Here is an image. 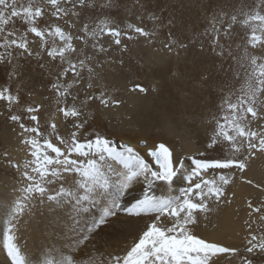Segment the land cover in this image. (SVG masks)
<instances>
[{
	"label": "snow or ice",
	"instance_id": "1",
	"mask_svg": "<svg viewBox=\"0 0 264 264\" xmlns=\"http://www.w3.org/2000/svg\"><path fill=\"white\" fill-rule=\"evenodd\" d=\"M96 6L97 0H29L26 6L21 0H0V64L10 65L17 58L46 55L52 62L58 61L60 69L51 83L57 102L56 115L51 116L43 128L39 119L41 104L16 113L14 108L20 104L19 95L8 87L0 89L3 105L0 111L14 127L18 126L20 142L27 149L23 163L17 161L14 165L20 172V181L13 214L19 219L37 198L41 203L68 199L77 214L102 206L98 219L93 220L77 240L74 251L78 255L54 259L41 250L34 261L29 260L9 235L4 239L3 249L11 264H215L213 256L217 254H238L237 248L207 242L198 235L196 227L200 214L211 211V203L226 199L225 189L231 182L233 170L243 172L251 156L256 152L264 154V124L259 123L264 121V0H258L254 8L240 13L244 18L239 22L250 29V34L246 33L243 38V54L233 57L244 70L243 77L238 80V88L223 97L220 105L223 115L213 117L215 126L204 141L203 150L198 156L187 159L164 143L148 147L145 157L133 147L117 144L106 136L88 135L85 109L97 101L105 108L119 106L122 101L109 98L107 90L98 83L94 67L90 66L94 56L86 54L75 41L87 46L91 40L94 52L105 53L108 49L99 42L104 35L111 36L117 47L122 44L121 36L131 40V33L149 39L154 35L133 24H128V31L122 32L110 26V20L105 17L95 27L85 24L79 30L83 36H73L49 19L62 21L69 16L79 17L85 8ZM110 6V0L99 4L101 10ZM18 21L26 26L24 31L17 27ZM38 21L47 26H39ZM237 22V14H233L224 29L225 36ZM213 31L216 36L213 51L219 48L217 54L222 56L221 29L214 24ZM29 33L38 41H30ZM33 43L38 44V49L30 47ZM173 46L174 42L164 45L169 51ZM257 48L261 50L259 55L254 54ZM13 74L10 73V77ZM236 75L239 77V72ZM136 88L140 92L147 91L140 85ZM95 89H99L98 94ZM61 118L64 134L59 131ZM25 120L32 124H26ZM253 123H257L259 130H253ZM209 151L226 155L209 157ZM209 173L214 175L207 178ZM178 176L183 178L185 187L176 195L173 185ZM254 187L264 193V186ZM137 191L140 195L129 199L131 193ZM158 192L161 194L157 195ZM248 207L250 216L258 213L260 221L264 222V202L254 206L250 200ZM120 213L147 221L138 238L123 255H105L95 248L89 251L90 239L111 222L109 218H119ZM247 223L251 229L255 221ZM244 252L248 255L241 264H255L257 256L264 258V232L258 236L250 231Z\"/></svg>",
	"mask_w": 264,
	"mask_h": 264
},
{
	"label": "rangeland",
	"instance_id": "2",
	"mask_svg": "<svg viewBox=\"0 0 264 264\" xmlns=\"http://www.w3.org/2000/svg\"><path fill=\"white\" fill-rule=\"evenodd\" d=\"M21 2L26 6L29 0H21ZM101 2H108V0H97L95 8H85L79 17L69 16L62 21H56L51 17L49 19L52 24L59 23L66 32H70L73 36H83L84 33L79 30L85 24H88L90 28L95 27L99 20L105 17L110 20V26L116 27L122 32L128 31V24H133L154 32V35L149 39L131 33L133 36L131 40L121 36L122 44L119 47L112 43L113 38L111 36L104 35L100 37L99 42L108 49L105 53L94 52L91 40H89L87 46L82 41H75L86 54L94 56L90 66L94 67L98 83L107 90L109 98L114 97L122 101L119 106L108 108L101 106L97 101L89 106V110L86 108L85 115L89 121L88 129H90L88 135L106 136L117 144L120 137H141L138 145L141 144V141L145 142L144 145L147 141L156 143V145L164 143L173 149L177 155L185 159L189 156H198L204 148V141L212 134L215 126L213 117L223 115L220 112L223 97L230 90L238 88V80L243 77L244 70L239 67L233 57L243 54L242 45L245 43L243 38L246 33L250 34V29H246L239 22L244 18L240 13L254 8L258 0H110L111 6L103 10L99 7ZM68 7H71V5H68ZM233 14H237L238 22L232 25L229 35L225 36L224 29L228 27ZM221 21H223V24H221ZM214 24L221 29L219 43L224 46L222 56L217 54L219 48L213 51L212 42L216 38L213 31ZM38 25L41 27L47 26L41 21H38ZM17 27L24 31L26 26L18 21ZM28 36L30 41L33 39L38 41V38H34L31 33ZM173 42L174 46L171 51L164 47L166 43ZM30 47L34 50L38 49V44H30ZM260 51L257 48L254 54L259 55ZM230 52L231 55H229ZM41 65H44V67H41ZM59 70V62H52L46 55L43 58H17L10 65L7 63L0 64V89L8 87L13 94L19 95L20 104L14 108L16 113H22L28 106L41 104L44 108L39 113V119L43 128L49 122L51 115H56L57 102L55 93L51 90V83L56 79ZM237 72L240 74L239 77L236 75ZM10 73L14 74L10 77ZM84 75L87 79L86 70ZM137 85L144 87L147 91L140 92L136 88ZM94 92L98 94L99 89H95ZM81 98H83L82 91ZM2 108L3 105L0 103V109ZM104 111L112 112L115 116L121 115V118L119 116L118 121H106L102 124L103 126L99 124L92 126L90 118L93 120V118H96L94 115L96 116L99 112L100 114L105 113ZM210 121L212 122L210 123ZM24 122L32 124L28 120ZM259 123L264 124V121ZM251 127L253 130H259L257 123H253ZM63 128L61 119L59 129L61 134L65 133ZM129 132L130 134H128ZM9 134L15 136L10 137ZM1 137L4 140L9 138L12 140L13 138L14 142L17 141L15 142V149L20 141L18 126L14 127L10 121H7L3 111H0V165L2 166H0V169L10 170V178H12L13 183L16 180L15 183L18 184H14L19 186L20 172L17 173L15 171L17 169H14L16 168L13 165L16 162L14 157L22 164L24 160L22 161L21 157L23 156L22 159H24L27 150L19 142L18 146L20 147L17 148V152L22 150L20 155L18 153L12 155L9 153L10 147L8 148L11 145L7 146L3 142L4 140H1ZM13 145L15 144L12 143ZM5 153H7V156ZM140 154L147 157L144 152ZM207 155L218 157L226 155V153L209 151ZM254 156L260 159L258 166L262 174L254 179L247 180L249 189L243 196V203L238 207L236 206L235 210V219L239 224L241 222L239 226L242 228V232L239 231L241 239L238 238L235 242L237 249H239V255L221 253L218 256L217 254L218 257L213 256L215 264H224L227 262L226 259L229 260V258L233 262L230 263L229 261L226 264H241L243 257L248 255L244 252V245L249 232L255 231L258 236L264 232V222L260 221V214L253 213L250 216L251 210L248 207L250 200L254 206H259L261 202H264V193L260 191V188L254 187V185L264 186V154L259 152L248 159L247 167L243 172L238 169L233 170L231 182L225 189L226 199H222L219 203H211V211L207 214H200L196 232L199 235V229L206 228L204 230L207 231L214 228V215H217L220 209L231 203L233 197L229 195L230 187L240 181ZM148 158L150 159V157ZM259 167L256 169H259ZM212 175L214 173H209L207 178H211ZM248 181H251V183H248ZM215 209H218V211H215ZM244 214L247 218L242 219ZM250 220L255 221L251 229H249L247 223ZM146 222L138 223L133 236L122 248L124 251L121 255L138 238ZM65 223L67 225V221ZM90 225L89 222L86 229ZM66 233L59 236L63 235L61 238L65 241L62 242L67 241L65 247L69 249V242L73 234L71 230ZM230 240L227 239V242L233 244L234 240L232 238ZM215 244L232 248L222 246L218 242ZM74 252L73 254L77 253ZM70 253L67 255H70ZM255 264H264V258L255 257Z\"/></svg>",
	"mask_w": 264,
	"mask_h": 264
},
{
	"label": "bare ground",
	"instance_id": "3",
	"mask_svg": "<svg viewBox=\"0 0 264 264\" xmlns=\"http://www.w3.org/2000/svg\"><path fill=\"white\" fill-rule=\"evenodd\" d=\"M37 102H39V101H37ZM44 106L46 107V104ZM42 108H44V107H42ZM92 108H94V107H92ZM96 109L98 110V108H96ZM96 109H94V110H96ZM88 110H89V107H88ZM90 110H92V109H90ZM100 111H102V110H100ZM54 114H55V112H54ZM117 115H119V114H117ZM119 116L121 118V115H119ZM119 116H115L114 114H112V112L111 113L105 112L102 114H100V112H99V114H97L96 116L94 115V117H96V118H93V120L90 118V124H92V126H95V124L102 125L106 121H112V120L118 121ZM92 128H94V127H92ZM63 130L65 131V128H63ZM88 130H90V129H88ZM128 134H130V132ZM9 136L14 137L15 135L9 134ZM140 138H137V137L131 138L130 136L129 137H123V138L120 137L119 138L120 140L118 139L119 140L118 144H126V145L136 149L139 153L144 152L147 155L148 147H151L153 144H156V143H152V142L147 141L146 145L143 144L144 146H142V144H140V143L138 145V142L141 140ZM2 139L3 138L1 137V140ZM16 140H17V137H16ZM3 142L7 146L11 145V146H8V148L10 147L9 153H11L12 155H15L18 153V155H20L22 150L21 151L19 150V152H17V148L20 147V146H18V143L20 141L17 143L16 149L14 147L16 146L15 142H17V141L14 142L13 138H12V140H11V138L5 139ZM3 142H2V144H3ZM12 143L15 145L12 146ZM20 145H22V144H20ZM5 150H6V148H5ZM182 150H184V149H182ZM185 150H186V148H185ZM180 151H181V149H180ZM10 157H11V155H10ZM12 157H14V156H12ZM22 158H23V156L21 157V160L23 161L24 159H22ZM14 159L17 162V158L14 157ZM3 160H6V159H3ZM15 160H13V161L15 162ZM259 163H260V159L258 157L254 156V158L252 159V161L249 164V167L245 170V173L242 175L243 179L241 178L240 181L237 182V184H233L230 187L229 195L231 197H233V200L231 201V203L227 204L226 207L224 206L225 207V208L223 207L224 209L220 206L223 209V210L220 209V211L222 210V212L219 211L217 215H214L215 216L213 218L214 219L213 220V223H214L213 227L214 228L207 230V231L204 230L206 228L199 229V235L202 238L207 239L208 241H211V242H215V243L218 242V243L222 244V246L224 245V246H229L232 248H238L237 244L235 242H237L238 238L241 239V236H239V234H240V232H242L241 231L242 228L239 226L241 224V222L239 224V222L235 219V210H236V206L238 207L243 203V196L246 193V191H248V189H249V184H247V180H250L251 178L254 179L256 176L262 174V171L260 170V167L258 166ZM13 165H15V164H13ZM256 165L259 167V169H256V168H258ZM14 169H16V168H14ZM9 171L10 170L5 171V169H3V168L0 169V264H11V261L8 258L6 251L3 249L4 239L6 236H9V235L14 237V242L17 243V246L21 248L22 255L26 259H29V260L34 261L35 257L37 255L41 254V250H43L44 253H49L51 258H54V259L60 258L62 255L67 256V254L69 252H71L70 255L71 254L72 255L79 254V253L73 254V252H74L73 250L75 249L77 240L81 236V234H83V232H86L85 230H87L86 229L87 224L89 222H90V224H92L93 220L98 219V217L102 211V206L92 207L90 209V211L86 214L85 213L77 214L72 207V202L68 199H65L63 201H57V202H51V201L45 200L44 203H41L39 198H37L36 200H34L32 202L31 205H29V207L25 210V212L20 215L19 219H17L16 216H14V214H13V208H14V204H15V201H16V198L18 195L17 189L19 186L15 185V184H18V183H15L16 180L14 181L15 184L13 183L12 178H10L11 175L9 174L10 173ZM15 171L18 173V170H15ZM57 187H58V185H57ZM183 187H185V182H184L183 178L180 176L176 177L175 183L173 185V194L178 195L180 189ZM159 194H161V193L158 192L157 195H159ZM138 195H140L139 191L133 192L129 196V199L131 198V196H138ZM220 207H217V208H220ZM215 211H218V209L217 210L215 209ZM242 217H243L242 219H244L246 217L245 214ZM109 219L111 222L107 223L100 230H98L97 234H95L90 239V241L88 242V250L91 251L95 248V250L97 252H103L105 255H107V254L121 255V253H123V251H124L122 248H124L125 244L133 236L135 228L138 225V223L142 224L146 220H139L136 218H128L123 213L119 214V218L111 217ZM66 221H67V225L65 223ZM211 226H212V224H211ZM204 227H206V226H204ZM70 230H71L73 236H72V239H70V242H69L70 245H69V249H68V247H65L67 241L62 242L63 240L65 241V239L61 238V236L63 237V235H65V233L67 231L70 232ZM203 230H204V232H203ZM60 234H63V235L59 236ZM66 234L68 235V233H66ZM231 238L234 240V243L236 245L234 243L232 244V243L227 242V239L230 240ZM235 239H236V241H235ZM230 242H231V240H230ZM63 245H64V247H63ZM71 248H73V249H71ZM219 255H221V253L218 254V256ZM232 257H234V256H232ZM232 257H231V259H232ZM221 260H223V259H221ZM226 260H227V262H229L230 258H229V260L228 259H226ZM232 262L230 261V263H232ZM226 263H224V264H226Z\"/></svg>",
	"mask_w": 264,
	"mask_h": 264
},
{
	"label": "water",
	"instance_id": "4",
	"mask_svg": "<svg viewBox=\"0 0 264 264\" xmlns=\"http://www.w3.org/2000/svg\"><path fill=\"white\" fill-rule=\"evenodd\" d=\"M159 145V144H158Z\"/></svg>",
	"mask_w": 264,
	"mask_h": 264
}]
</instances>
